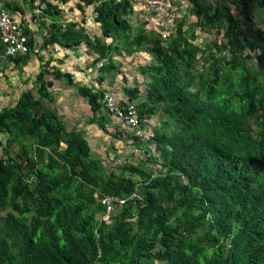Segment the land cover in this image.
<instances>
[{
  "label": "trees",
  "instance_id": "trees-1",
  "mask_svg": "<svg viewBox=\"0 0 264 264\" xmlns=\"http://www.w3.org/2000/svg\"><path fill=\"white\" fill-rule=\"evenodd\" d=\"M79 1L95 5L103 37L63 26L44 2L45 45L85 41L100 81L115 55L147 51L144 89L128 93L139 129L163 114L152 135L132 129L154 151L108 170L45 104L49 86L24 92L0 112V264H264V0H187L196 20L176 17L167 37L132 20L131 0ZM197 29L211 38L195 42ZM64 76L97 113L103 90ZM108 194L125 199L111 225Z\"/></svg>",
  "mask_w": 264,
  "mask_h": 264
},
{
  "label": "crops",
  "instance_id": "crops-1",
  "mask_svg": "<svg viewBox=\"0 0 264 264\" xmlns=\"http://www.w3.org/2000/svg\"><path fill=\"white\" fill-rule=\"evenodd\" d=\"M44 2H51L61 9L56 19L63 26L74 23L77 30H83L92 39L95 36L103 37L101 23L96 21L94 4L85 5V2H82L84 4L82 10L79 0L65 2L63 0H0V10L6 9L21 22L28 36V44H30L29 40L33 39L27 54L2 57L0 112L14 106L24 92L31 90L36 98L40 97L38 88L46 84L49 86L52 99L44 98L45 104L58 112L68 131H76L87 141L93 155L98 157L107 168H112L108 169L115 170L122 164L145 159L146 153L149 152L147 149L153 150L154 145L149 148L144 140L142 141L132 132V129L114 116L103 104L102 99L105 93H109L115 95L121 104L130 103L128 90L136 85L143 90L146 82V76L141 74L138 68L149 64L152 56L145 50H136L132 53L124 50L123 55L114 56L119 62V68L112 74L104 75V79L100 81V67L103 61L96 62L98 54L85 41L78 46L75 45L74 48L64 46L57 41L45 45L46 38L53 31L50 26L55 19L42 15L46 7ZM173 2L175 4V0ZM131 3L132 20L139 26L143 24L144 27L155 30L153 18L144 6L134 0H131ZM184 3L187 6L179 8V18L188 15L191 21H195L196 17L189 13L190 4L187 0ZM161 19H164L161 29H166L168 35L173 33L176 23H171L170 17L164 16ZM195 33L196 40L200 39L198 42L200 44L211 38V34L207 31L197 29ZM105 41L109 43L112 38L105 37ZM59 71L64 75L71 74L74 83L85 85L94 92L103 90L104 94L100 98L101 107L97 113L94 112L88 99L82 96L75 86L70 85L71 79L57 74ZM39 75H43V79L38 80ZM162 115H152L145 121V136L154 134L155 128L162 124Z\"/></svg>",
  "mask_w": 264,
  "mask_h": 264
},
{
  "label": "built area",
  "instance_id": "built-area-1",
  "mask_svg": "<svg viewBox=\"0 0 264 264\" xmlns=\"http://www.w3.org/2000/svg\"><path fill=\"white\" fill-rule=\"evenodd\" d=\"M136 3L142 4L150 16L153 18L154 29L168 36L166 29H161L163 20L161 17H170V22L179 17V8L174 4L173 0H134ZM161 23H158V22ZM29 52L28 36L25 33L21 22L11 15L6 9L0 10V64L2 57L24 55ZM103 104L117 117L126 127L137 129L138 135L145 134V129H139L138 109L131 102L122 105L118 98L109 93H105L102 99ZM138 194H133V197ZM105 211L102 220L107 225H111L112 215L118 204H124L125 199L114 195H103L99 198Z\"/></svg>",
  "mask_w": 264,
  "mask_h": 264
},
{
  "label": "rangeland",
  "instance_id": "rangeland-1",
  "mask_svg": "<svg viewBox=\"0 0 264 264\" xmlns=\"http://www.w3.org/2000/svg\"><path fill=\"white\" fill-rule=\"evenodd\" d=\"M174 1V0H173ZM185 2V0H175V4H177L176 6L178 7V8H180V7H182V6H187V4H185L184 3ZM179 3H181V4H179ZM183 4V5H182ZM258 7H259V9L258 10H260V12H258V15H260V19H263L264 18V12H263V10H262V8H261V6L260 5H258ZM162 22V21H161ZM160 21L158 22V23H161ZM172 22H174V19H172L171 20V23ZM200 41V39H197V40H195V42H199ZM162 122V121H161ZM5 141V138H4V134H2L1 132H0V141ZM2 146L0 145V153L2 152V148H1ZM108 168H110V169H112L111 167H108ZM110 169H108V170H110ZM117 172H120V170H119V168H116L115 169ZM119 205H122V204H119ZM3 214H6V212H4V213H2V215ZM103 215H100V217H102ZM156 264H160L158 261L156 262Z\"/></svg>",
  "mask_w": 264,
  "mask_h": 264
}]
</instances>
